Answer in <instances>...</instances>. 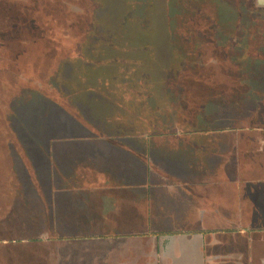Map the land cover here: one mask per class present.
<instances>
[{"label":"crops","instance_id":"crops-1","mask_svg":"<svg viewBox=\"0 0 264 264\" xmlns=\"http://www.w3.org/2000/svg\"><path fill=\"white\" fill-rule=\"evenodd\" d=\"M258 35L241 66H218L189 125L126 133L111 97L81 93L93 115L58 123L47 164H0V264H264Z\"/></svg>","mask_w":264,"mask_h":264},{"label":"rangeland","instance_id":"rangeland-1","mask_svg":"<svg viewBox=\"0 0 264 264\" xmlns=\"http://www.w3.org/2000/svg\"><path fill=\"white\" fill-rule=\"evenodd\" d=\"M262 33L264 0H0V164H47L58 123L93 115L81 93L111 97L126 133L189 125Z\"/></svg>","mask_w":264,"mask_h":264}]
</instances>
